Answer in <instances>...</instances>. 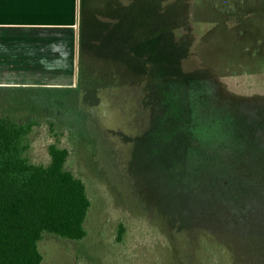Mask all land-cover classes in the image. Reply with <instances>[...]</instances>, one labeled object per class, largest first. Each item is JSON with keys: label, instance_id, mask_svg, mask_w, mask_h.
I'll list each match as a JSON object with an SVG mask.
<instances>
[{"label": "rangeland", "instance_id": "1", "mask_svg": "<svg viewBox=\"0 0 264 264\" xmlns=\"http://www.w3.org/2000/svg\"><path fill=\"white\" fill-rule=\"evenodd\" d=\"M82 20L94 61L140 24L158 73L0 90L1 114L41 121L33 162L55 122L92 200L88 235L46 234L44 264H264V0H86Z\"/></svg>", "mask_w": 264, "mask_h": 264}, {"label": "trees", "instance_id": "2", "mask_svg": "<svg viewBox=\"0 0 264 264\" xmlns=\"http://www.w3.org/2000/svg\"><path fill=\"white\" fill-rule=\"evenodd\" d=\"M85 2L82 0V18ZM150 15L147 12L142 16L149 22ZM124 24L122 21L117 31L118 45H114L119 51L100 61L92 59L91 51L88 55L82 28L79 79L86 70L91 88L124 84L131 80L128 74H138L139 79L157 75L155 59L150 62L149 58L145 68H141L142 52L134 46L140 24L130 23L128 29ZM136 41L140 43L139 39ZM147 41L141 49L156 57L154 41ZM47 122L57 140L48 145L50 161L38 164L32 161L30 150L32 133L41 121L31 116L20 122L0 113V264H44L40 242L46 234L68 240H82L88 235L92 200L86 182L67 167L70 150L60 142L63 132L53 120ZM120 226L119 241L124 233V226Z\"/></svg>", "mask_w": 264, "mask_h": 264}, {"label": "crops", "instance_id": "3", "mask_svg": "<svg viewBox=\"0 0 264 264\" xmlns=\"http://www.w3.org/2000/svg\"><path fill=\"white\" fill-rule=\"evenodd\" d=\"M82 0H0V90L76 87Z\"/></svg>", "mask_w": 264, "mask_h": 264}]
</instances>
